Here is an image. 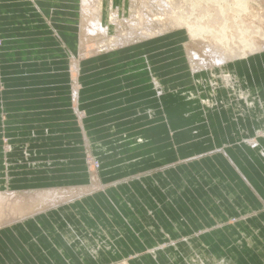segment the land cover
<instances>
[{
    "label": "crops",
    "instance_id": "1",
    "mask_svg": "<svg viewBox=\"0 0 264 264\" xmlns=\"http://www.w3.org/2000/svg\"><path fill=\"white\" fill-rule=\"evenodd\" d=\"M79 1L0 0V192L103 188L82 194L68 209L14 222L8 236L19 250L4 264H264V219L237 218L264 212V139L258 138L264 134V53L227 65L239 90L223 89L219 77L215 97L210 71L161 78L157 70L168 61L149 59L175 45L180 53L172 40L186 34L178 31L96 54L91 79L82 75L85 63L72 61L62 49H81ZM72 70L82 83L74 104ZM110 73L122 79L95 84L96 75ZM241 92L246 99L232 95ZM100 122L107 131L87 129ZM253 137L256 148L249 144ZM83 150L100 161L95 178L81 161ZM200 152L207 153L197 157ZM221 163L226 174L220 176H180V168ZM183 183L186 190L177 195L174 188ZM110 187L137 198L128 194L121 203L106 202L107 214L99 200L116 196ZM99 210L107 214H99L101 222ZM190 232L200 235L190 238Z\"/></svg>",
    "mask_w": 264,
    "mask_h": 264
},
{
    "label": "bare ground",
    "instance_id": "2",
    "mask_svg": "<svg viewBox=\"0 0 264 264\" xmlns=\"http://www.w3.org/2000/svg\"><path fill=\"white\" fill-rule=\"evenodd\" d=\"M132 2H133V4H132ZM136 2H137V0H131V7L133 8V10L129 9L132 12L131 13V19L129 20V22H127V21L123 22V23H125V22L130 23L129 26H131V28L134 30V31H130L131 36L132 35L137 36V37H139L138 38L139 40L142 39V41H143V40H147V39L161 37V36H164L166 34L173 32V31H178V32L183 31L186 33V35L184 34L185 37L186 38L189 37V39H192L191 41H193L195 43H199L201 41V43L199 45H203V46L202 47L198 46V47H200V50L195 49L193 47L188 48V56H189L190 62L192 64V69H193L192 74L193 75H194V73L198 74L201 72L203 73L204 71H210L211 72V74L213 76V78H212L213 80L210 81V84L212 85L213 90L210 92V94H211L210 97H215L217 94L220 93V92L218 93V91H216V90H218L221 86H219V83L217 80L216 81L214 80V79H217L219 77H220V79H222V82L224 84L222 86L223 89L225 87H230V88H233L234 90H239L237 78L233 74H231L229 72H225V70H224L227 68V65L232 64V63H236V62L247 61V60H249L250 57H252L254 55L264 53V38H263L264 34H263V31H261L258 28L251 29V26L247 25L248 28L251 29V31L248 30L250 32V34H251V32H254L256 34L262 35L261 37L258 36V37H260V40H261V38H263V42L261 44L257 43V41H253V40L250 41V38H252V37L249 35L248 31L244 27L245 25H243V23L239 22L240 20L237 21V19H239V18H236L238 15H241L242 12H238L237 14H233V13L229 14V12L227 11V10H231L233 7H237V9L235 8L236 10H238V8H242L244 5L238 6L240 4H243L242 0H143L142 6L140 9L137 8V6L135 4ZM103 3H104V0H81L82 29H83V36L85 38L84 39L82 37V39H81L82 47H84L86 45L88 46L90 44L91 40L88 39V37H90V35L111 37L108 35L109 28L105 27L102 24L103 13H104ZM249 3H251V2H249ZM233 4H235V5L232 6ZM244 4L246 5L245 1H244ZM252 4H253V2H252ZM255 4H256V2L254 3V5ZM258 5L256 7H258ZM224 6H226V7H224ZM246 6L250 7L248 3ZM110 7L113 8V5ZM222 7H224V8L222 9ZM259 7H260V9H259ZM259 7H258V9L261 12V10H262L261 6H259ZM251 10H252V8H251ZM244 11H245V9H244ZM232 12L235 13V11H232ZM263 12H264V9H263ZM110 15L112 18L115 19L114 22L117 23L116 26L120 27L123 24V23H119L118 19H116L117 13H115L111 10ZM244 15L245 16H243L241 18L245 19L244 17H247V15L249 16V14H247V13ZM250 17L253 18L255 16H253V17L250 16ZM261 17L263 18V16H261ZM247 18H249V17H247ZM251 18H249L250 21H251ZM249 19H247L248 22H249ZM131 22H133V23H131ZM253 22H256V21H253ZM244 23H247V22L244 21ZM249 24H252V23L249 22ZM252 25H255V23ZM242 26L244 29L242 28ZM237 27H239V28H237ZM125 34L127 35L126 32H123V30H120L118 35L115 38L111 39L112 42H110V43L106 42V43L101 44L100 47L97 46L96 48H94L95 53L98 51L100 52V49H102V48L105 50H108L107 52H109L110 50L113 49L114 45H115V47L119 46L120 44H122L120 42L122 39L121 36L125 35ZM256 34H255V36H256V38H258ZM177 35L180 36L178 33H177ZM177 35H176V38L178 37ZM193 42H191V44H194ZM83 43H85V44H83ZM202 43H204V44H202ZM157 44H159V43H157ZM200 52H202V54L204 56ZM261 62H262V60H261ZM218 70L219 71L222 70L220 72L221 75L218 74V72H217ZM75 74H78L77 70H75ZM207 77H208V75H207ZM198 78H201V76H198ZM204 80L205 79H203V77H202L200 79V82H203ZM244 91H247V90H244ZM73 95H74L75 103H77L78 96H79V85H77V84H76V88L74 89ZM241 95L243 96V99L246 97L242 92H241ZM201 97H202V94H201ZM206 101L209 102L208 103L209 105L212 104L210 102V101H212L211 99L206 100ZM255 101H256V99H255ZM255 108H256V106H255ZM261 108H262V106H261ZM79 115L82 117V113H79ZM223 115L225 116V114H223ZM216 116H218V115H216ZM250 117H251V115H250ZM230 121H231V118H230ZM248 121L250 122V120H248ZM260 137L262 139H264V134L260 133L258 138H260ZM249 144L256 148L257 144H259V143L257 140L256 141L254 140V141H250ZM228 151L230 152V150H228ZM262 153H264V151ZM100 188H102L101 185L98 186L97 184H94L92 187H88V188H75V187L71 186L70 188H48V189L34 190V191H30V192H17V191H11V190H9V191L4 190L5 192H0V227H2V226L4 227L5 225H12L11 223L19 222V221H22L23 219H28L29 217L33 218L35 216L40 215L41 213H46L48 211H53V210H57V209H61V208L68 209L67 206L71 201L77 199L78 197H81L82 194L84 195L85 193H89L91 191H96ZM68 207H70V206H68ZM54 212L55 211H53V213ZM27 222L28 221H26V223ZM0 232H1V230H0ZM98 247H101V246H98Z\"/></svg>",
    "mask_w": 264,
    "mask_h": 264
},
{
    "label": "rangeland",
    "instance_id": "3",
    "mask_svg": "<svg viewBox=\"0 0 264 264\" xmlns=\"http://www.w3.org/2000/svg\"><path fill=\"white\" fill-rule=\"evenodd\" d=\"M244 1H245L246 5L248 3L250 7L246 6L244 4ZM142 2H143V0H137V2L135 3L138 9L141 8ZM242 2H243V4L238 5V6H243L244 5L242 8H238V10H236L237 7H233L231 10H227L229 12V14H232V13L233 14H237L238 12H242L241 15H238L239 17L238 16L236 17V18H239V19H237V21L240 20L239 22H241V23H243V25H245L244 27L246 28L247 31L248 30L251 31V29L258 28L261 31H263V34H264V12H263V9H264V0H242ZM249 2H251V3H249ZM252 2H253V4H252ZM255 2H256V4L254 5ZM132 4H133V2H132ZM112 5H113V8L110 7ZM234 5L235 4H233L232 6H234ZM257 5H258V7L261 6V9H262L261 12L262 13L259 10L260 7H259V9H258V7H256ZM77 6H78V10H77V13H76V17L79 18V20L81 21V27L79 26L80 27L79 28V34L81 35V37L84 38V36H83V29H82V5H81V1H79V3L77 4ZM226 6H224V7H226ZM224 7H222V9ZM251 8H252L253 11L251 10ZM129 9L130 10H133V8L131 7V0H106L105 1V4L103 5V11H104V13H103L102 24L105 27L109 28L108 35L111 36V37L96 36V35L92 36V35H90V37H88V39L91 40L90 41V44L91 45L89 44L88 46L86 45L87 47L86 46L82 47V44H81V49L78 48V50H77V52H75V54L70 53V49L69 48L68 49H65L62 46V41L58 37H57V39H58L57 40L56 37H55L56 43H57V47H61L62 46V49L65 51L66 56H69L72 61L75 60V62H77V63L80 62V61L83 64L85 63L87 69L85 71L82 69V71H83L82 72V75H84V77H89L91 79L94 77L93 75L95 73L92 72V70L96 69V67H91V65L93 64V61L92 60L94 59V57L96 56V54H99L100 56H102V55H106V53L108 51V50H105V49L102 48V49H100V52L98 51V52L95 53L94 48H96L97 46L100 47V45L103 44V43H106V42L110 43V42H112L111 39L112 38H115L118 35V33L120 32V30H123V32H126L127 35L126 34L125 35H122L121 36L122 39L120 41L122 44H120L117 47H115V45H114L113 46V49L110 50V52L111 51H115L117 49H122V48L123 49H129V48H132L134 46H138L140 43H143V42L147 41V40H143L142 41V39L139 40L138 39L139 37L134 36V35L131 36L130 31H134V30L131 28V26H129L130 23H127L131 19V13H132ZM244 9H245V11H244ZM111 10L113 12L117 13V16H116L117 18L116 19H118L119 23H123L124 21H127V22L123 23L120 27L116 26L117 23L114 22L115 19L112 18L111 15H110ZM232 11H235V13L232 12ZM245 12L247 14H249V16L247 15V17H249V18H251L250 16H252V17L255 16V17L251 18V21L252 22L247 17H244L245 19L241 18V17L245 16L244 15V14H246ZM261 16H263V18ZM246 18L249 19V22L250 23H252V24L255 23V25L249 24V22H248V20ZM244 21L247 22L248 24L247 23H244ZM253 21H256V22H253ZM131 23H133V22H131ZM247 25L251 26V29H249ZM237 28H239V27H237ZM242 28H243V26H242ZM249 31H248V33L252 37V38H250V41H252V40L253 41H257V43H259V44H261L263 42V38L264 37L261 38V40H260V37L262 35L256 34L254 32H251V34H250ZM173 32H177V31H173ZM180 32H182L183 34H186L183 31H180ZM255 34L257 35V37L258 36H260V37L256 38ZM191 40L192 39H189V37L186 38L185 40L184 39H180V41H175V42H174V40H172L173 43L178 44L179 47L181 48L180 49L181 50L180 53H176L177 52V49H176V45H175V50H167V52L165 54H164V52H162V55H150L149 56V59L151 60V62L154 59H157V58L160 59L159 56H161L162 62L163 61L166 62V60L168 61L167 63H165L167 65L162 66L159 70H157L158 72L160 71L159 73H161V78L164 77L165 74H171L173 76H176V78H177L178 75H179V71L189 72V71H192L193 70L192 69V64H191L190 59H189V56H188V48L189 47H193L195 49L200 50V47H198V46H201L202 47L203 45H199L201 43V41L199 43H195V42H193ZM191 42H193L194 44H191ZM83 44H85V43H83ZM202 44H204V43H202ZM0 45H1V42H0ZM167 46H171V45H167ZM170 51H173L174 52V56L171 55V54H168V53H170ZM200 53L202 54V52H200ZM169 61H173V63H170ZM72 67H73V65H72ZM170 71H174V72L169 73ZM177 71H178V73H177ZM96 76H99V78L97 80L94 79V80L97 81V82H95V84L105 83L107 80L112 81L114 79H122L116 73H110L108 75V77L101 76V75H96ZM183 81H185V80H183ZM123 82H124V80H121V82H119V87L122 86ZM79 83H80L79 82V74H75L74 71L72 70L71 71V81H70V93H71L70 94V97H71L72 103H73V97H74L73 94H74V89L76 88V84L79 85V90H81V88H82V86H81L82 83L81 84H79ZM128 87L129 86H126V88H128ZM118 91H121V89H117L116 92H118ZM112 94H114V93H112ZM232 95L233 96H236V97H241V98L243 97L241 94H238V93L237 94H234L233 93ZM101 103L106 104V99L103 100V101H101ZM263 120H264V118H263ZM103 123L104 122H100V123H98L97 125H94V126H88L87 125V129L88 130H92L94 128H99L100 131H107V130H105V128H104L105 125ZM243 140H247V142H249V140H251V139L245 138ZM254 140H255V138L253 137L251 141H254ZM238 143H239V141H238ZM83 153L84 154H82L81 161H83L86 164L90 178H93V177L95 178L98 175L99 170H100V161L98 159H96L95 157H92L85 150H83ZM204 153H207V152L196 153L197 154L196 156L198 157L199 155L204 154ZM261 154L264 157V153H261ZM194 155H192V157H194ZM185 156L186 155H183L182 154V157H185ZM183 160L185 161V158H183ZM223 163H221L219 166L212 165L211 168H209L207 165H203V166H205V168H196V167H194L191 171H187L184 168H180L179 169V172L181 174L180 176L181 177L186 176V175H183L184 171H186L189 174L188 176H193V177H197V176H208V175H211V176H214V175L215 176H220V175L223 174V171L226 174V171L223 169V165H224ZM212 164H215V162L212 161ZM156 170H158V169H154V170H152V172L153 171H156ZM85 185H89V184H81L79 186H85ZM107 185H105V186H107ZM189 185H191V187H194L195 186L194 184H189ZM102 186H104V185H102ZM115 187H117V186H115ZM115 187H110L108 189V190H110V193L116 194V196H113L112 200H106L105 202H103V200H99V202L101 203V207L102 208L103 207L107 208V214H111V213L108 212L109 208L106 205V202L109 203V204H112L113 202H114V204L115 203H121V196L123 198V195H128V194H129L128 197L137 198V196L130 194V191H128L127 194L126 193H120L119 194V192H121V191H119L117 189L119 191L118 192ZM121 189L122 188H120V190ZM148 189H150L151 191L154 190L153 188H145L146 191ZM157 190H158L157 192L162 193L163 195L166 194L164 192V190H166V189H161L160 187H157ZM185 190H186V183H183L182 185H178V186H176V188H174V192L177 195L179 194V192H185ZM118 196H120V198ZM162 197L165 198L164 196H162ZM181 198H182L181 196L178 197V202H179V199H181ZM129 202L133 203L134 205H137V201L136 200H130ZM111 207L114 208L113 205H111ZM263 213L264 212L262 210L252 211V212H249L247 214H243V216L237 217V218H244V219H246V221H249L250 223H254L255 222L254 220H256V222L257 221H262L263 222V220H261V219H264ZM99 214H102V216H103V217L101 216L102 219L107 218V214L105 215L102 212V210H99V212H98V218H99ZM178 217H179V215H178ZM180 218H183V216H180ZM180 218H177L178 221H179ZM237 218H234V220H236ZM81 219L82 220H86L87 217L86 216H82ZM100 219L101 218H99V221L98 222H101L102 221ZM182 220H184V219H182ZM162 221H163V219H162ZM156 222L158 223V221H156ZM11 224H13V223H11ZM163 225L165 227H167L165 224H163ZM263 226H264V223H263ZM9 228H11V225H5L4 227L3 226L0 227V230H1V232H0V261L3 262L2 264H4V262L8 259L6 257H10L11 259L12 258L15 259L16 258V254H17V251L19 250V247L16 245V240L13 241V239L11 240L12 237L10 238L8 236L9 235ZM197 235H200V233H194V232L191 233L190 232V234H187V236L190 237V238H194ZM162 241H164V240H162ZM167 243H170V241H167ZM13 248L16 249V253L15 252H11V256H10L9 249L11 250ZM116 264H123V263H116Z\"/></svg>",
    "mask_w": 264,
    "mask_h": 264
}]
</instances>
